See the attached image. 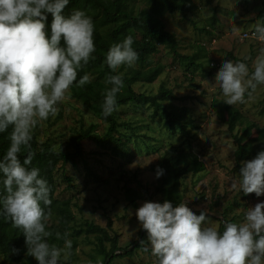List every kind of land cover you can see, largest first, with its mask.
<instances>
[{
  "label": "clouds",
  "instance_id": "9594fccd",
  "mask_svg": "<svg viewBox=\"0 0 264 264\" xmlns=\"http://www.w3.org/2000/svg\"><path fill=\"white\" fill-rule=\"evenodd\" d=\"M69 3L0 0V133L10 129L8 147L0 156V183L5 193L0 195V217L21 230L27 254L38 264H68L72 240L66 231L55 233L63 239L62 246L48 241L53 235L47 226L50 213L42 205L51 204L50 186L38 167H29L34 156L33 129L57 113L74 82L77 86L89 82L87 74L77 79L78 72L95 59L93 19L82 9L65 14ZM254 35L264 42V22L254 25ZM132 45L133 37L128 35L110 44L104 54L110 69L101 103L104 117L115 111L117 93L124 85V73L119 70L138 60ZM248 59L225 60L215 74L222 101L228 105L243 103L246 94L250 96L264 84V50L252 61L251 70ZM199 83L212 91L207 82ZM163 173L157 166L156 177ZM237 183L244 194H264V149L242 161L233 187ZM135 215L146 230V241L140 244L147 245L144 251L150 247L157 264H264V200L247 207L242 220L224 221L222 231L204 226L205 211L197 214L185 203L173 206L167 199L145 200Z\"/></svg>",
  "mask_w": 264,
  "mask_h": 264
},
{
  "label": "rangeland",
  "instance_id": "374dc122",
  "mask_svg": "<svg viewBox=\"0 0 264 264\" xmlns=\"http://www.w3.org/2000/svg\"><path fill=\"white\" fill-rule=\"evenodd\" d=\"M263 1L192 0L196 9L182 13L163 12L153 3L147 6L145 0H135L136 9L147 6L150 12L161 18L165 28L176 36L180 54L201 56L198 59L201 68L191 73L186 68L185 60L160 45L151 56V63L162 65V73L150 83L134 85L136 91L146 93H156L161 85L171 89L175 98L163 104L167 108L176 105L187 109L191 119V124L187 125L190 137L182 139L170 135L161 126L158 117H151L152 108L123 105L119 109L120 120L128 122L132 127L138 126L135 131L145 135L140 136L138 150L133 155L129 158L114 157L92 141L84 140L82 145L86 164L103 178L101 182L87 175L82 160L76 166L66 164L57 170V197L70 199L75 226L90 221L106 227L110 222L109 231L117 235L121 249L135 247L134 242L139 239L142 229L135 215L136 208L145 200L160 201V196L153 193L156 176L151 166L158 159V153L153 150L155 146L176 152L178 162L184 167L189 163V151L204 163V170L198 173L187 172L181 179L180 187L182 202L193 211H205L208 215L204 226L218 228L223 218L238 222L242 220L247 207L264 200V194L257 197L253 193L240 192L238 183L233 187L232 181H238L239 172L233 169L235 143L226 122L227 107L231 105L222 101L223 96L215 81V74L225 60L237 61L248 57L246 63L251 70L252 61L264 50V42L240 38L242 32L254 30V25L261 22L258 9ZM200 81L207 82L212 91L202 87ZM214 99L217 100L216 106L212 105ZM232 106L238 110L242 122L251 124L243 144H254L260 140L264 136V84L258 85L250 96L246 94L243 103ZM90 123H96L100 133L105 129L102 120L69 95L58 104L57 113L41 121L33 132L40 141L50 142L65 151L72 149L68 145L69 135L81 125L87 126ZM242 125L238 123L235 130L240 131ZM63 169L71 177L69 188L61 177ZM127 188L137 192L146 188L150 198L137 197V206L134 207L128 201ZM143 240L146 241V235ZM76 242L68 264H86L87 261L95 264L94 236L81 235ZM141 245L142 248H137L131 256L115 258L110 264H157V258L151 254L150 247L144 251L147 245ZM0 264H26V261L4 260L0 255Z\"/></svg>",
  "mask_w": 264,
  "mask_h": 264
},
{
  "label": "trees",
  "instance_id": "16d2710c",
  "mask_svg": "<svg viewBox=\"0 0 264 264\" xmlns=\"http://www.w3.org/2000/svg\"><path fill=\"white\" fill-rule=\"evenodd\" d=\"M146 5L153 3L161 11L182 13L193 12L196 6L192 0H145ZM135 0H70V3L64 9L65 14L74 9H82L93 19L94 32L93 38L96 46L93 53L95 59H91L88 64L84 65L78 72L77 79L87 74L89 82L84 86H77L75 82L70 88V96L78 100L83 107L91 111L100 120L105 123V129L102 133L98 132V125L90 123L87 126L81 125L68 137V145L71 150H60L54 144L47 141H40L35 132L31 141L34 156L29 167L35 166L40 169L39 175L48 181L50 186L51 204L44 206L49 212L47 226L53 233L48 238L50 244L57 246L63 245V239L55 237L56 232L63 234L68 232L69 239L72 240L73 253L77 238L81 235L85 237L93 235L95 242L96 256L93 261L99 260L101 264H110L111 261L119 257H127L134 254L137 248H142L140 241L146 235V230H140L139 239L134 242L135 247L124 248L118 245V237L109 231L110 222L106 227L94 224L90 221H83L75 226V216L71 209L69 198L62 199L57 197V170L66 164L77 165L82 160L86 167L88 176H93L96 182H101V176L92 171L86 164L82 142L84 140L92 141L96 146L101 147L111 153L114 157L129 158L138 150V141L144 134L135 131L138 126H131L128 122H123L119 118V109L123 105H129L134 108L149 107L152 108V118L158 117L161 126L172 136H179L182 139L190 137L187 125L191 124V119L187 114L185 107L170 105L167 108L163 103L175 98L171 89L161 85L156 93H146L136 91V83L154 81L163 71L160 64H152L151 56L158 51L160 45L166 47L174 56L186 61V68L191 73L201 68L198 54L182 55L178 51V40L176 36L165 28L161 18L155 16L149 11L147 6L136 9ZM258 17L264 22V1L258 9ZM50 19V17H49ZM133 37L132 47L138 52V60L132 67L122 66L119 71L124 73V85L117 93V103L115 111L104 117L102 114L101 103L103 92L108 85L105 84L106 73L110 72L104 63V54L110 44L122 40L125 36ZM213 106L217 105V100L212 102ZM221 115L220 110L217 111ZM222 117V116H221ZM227 129L235 143L234 171L239 172L241 162L251 159L258 151L264 149V136L255 142L247 145L243 144V139L251 128L250 123H244L240 119L238 110L233 107H227ZM243 124L240 131H236V125ZM127 128L124 130V128ZM8 131L0 133V156L8 147ZM149 139V136H146ZM146 143V142H145ZM132 146V147H131ZM146 146H149L146 143ZM158 153L156 163L151 166V170L156 173L157 166L164 169V173L156 177V184L153 190L154 194L160 196V202L167 199L176 206L182 202V193L180 190L181 179L187 173H198L204 170V163L196 154L188 152V166L184 167L178 162L176 152L169 149L153 148ZM26 152L22 153L20 158L23 160ZM63 168V167H62ZM156 176V175H155ZM61 177L67 182V187L71 186V177L63 169ZM129 203L136 207V198H150L149 191L146 188L135 191L127 188ZM4 188L0 183V195H4ZM254 194V193H253ZM195 212V211H194ZM199 214V212H196ZM230 221L220 219L219 230H223V222ZM108 243V244H107ZM123 250L118 253V251ZM0 255L4 260H25L26 264H38L34 257L27 254L25 238L20 229L14 228L10 221L0 217ZM142 264H151L145 262Z\"/></svg>",
  "mask_w": 264,
  "mask_h": 264
},
{
  "label": "built area",
  "instance_id": "2783aa9c",
  "mask_svg": "<svg viewBox=\"0 0 264 264\" xmlns=\"http://www.w3.org/2000/svg\"><path fill=\"white\" fill-rule=\"evenodd\" d=\"M240 38L241 39H256L254 35V30L250 29V30L242 32Z\"/></svg>",
  "mask_w": 264,
  "mask_h": 264
},
{
  "label": "water",
  "instance_id": "95a60500",
  "mask_svg": "<svg viewBox=\"0 0 264 264\" xmlns=\"http://www.w3.org/2000/svg\"><path fill=\"white\" fill-rule=\"evenodd\" d=\"M118 253H120V251H118Z\"/></svg>",
  "mask_w": 264,
  "mask_h": 264
}]
</instances>
